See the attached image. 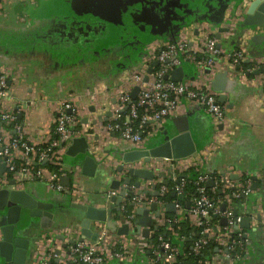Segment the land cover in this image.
Wrapping results in <instances>:
<instances>
[{
	"label": "crops",
	"instance_id": "obj_1",
	"mask_svg": "<svg viewBox=\"0 0 264 264\" xmlns=\"http://www.w3.org/2000/svg\"><path fill=\"white\" fill-rule=\"evenodd\" d=\"M249 1L58 0L57 5L52 6L51 0H0V73L7 78L13 99L8 105L16 116V122L11 125L0 120V149L17 136L16 125L21 128L19 133L29 147H37L54 137L52 130L62 102L71 105L67 113L77 119L71 141L57 150L60 162L36 163L33 174L26 179L17 174L9 176V173L0 179V184L22 200L30 196L52 204V208L42 209L41 217L31 216L29 209H23L16 223L17 236L30 239L33 249L25 264H37L48 255L54 263H71L67 251L72 246V236L65 230L77 228L79 231L78 223L83 215L70 206L72 202L105 207L108 220L93 221L92 231L98 234L99 227L104 228L117 245L135 251L137 241L130 228L127 235L118 234V227L125 222L117 213V204L111 198L107 200V194L114 191L118 197L124 192L119 208L130 203L132 199L126 194L131 192L139 191L142 196L158 197L163 201L166 194H153L156 190L159 192L160 183L177 181L187 169L195 170L196 164L203 172L211 174L213 186L219 185L223 193L219 202V223L212 228L217 240L226 227L220 224L226 217L225 212L230 210L232 213L237 209L238 219H251L249 229L239 226L232 232L246 235L243 253L233 256L226 248H217L211 263L264 264V227H259L256 217L261 214L264 218V69L247 71L253 67L254 59L264 56V25L246 23ZM184 21L210 25L211 34L215 38L220 35L217 38L220 47L227 51L235 48L239 38L246 33L248 58L244 61L247 65L243 67L244 76L224 66L221 59L217 67L208 70L217 99L225 106L231 133L225 139L221 135L223 145L210 150L213 140L211 118L202 108L185 104L183 112L175 115L188 116L189 128L184 139L174 144L167 139L170 134H179L173 122L175 116H172L144 136L142 145L134 148L121 138L120 129L108 128L117 104L116 89L121 84V77L130 81V77L141 69L143 61L153 51L152 45L168 41L172 37L171 30ZM225 28L228 31L220 32ZM200 37L199 31L194 29L188 45L198 47ZM183 68L185 77L198 82L190 63H184ZM121 86L129 93L134 87L130 84ZM90 95L96 100L91 101ZM219 97L223 99L220 101ZM108 112L111 113L109 116ZM74 139L77 143L73 151L67 153ZM86 154L97 163L93 176L82 173ZM12 155L17 163L35 159L34 152L26 155L22 147L12 149ZM50 165L56 168L51 169ZM136 167L151 169L156 173L155 179L131 178L126 184L128 169ZM233 175L237 178L231 179ZM246 176L252 180V192L233 204L234 198L226 196ZM63 178L67 180L63 181ZM11 179L13 184L9 183ZM114 180L119 181L117 189L110 188ZM136 181L140 183L138 187ZM55 182L67 192L54 189ZM77 186L83 193L79 199L71 193ZM173 200L163 201L158 207L160 218H153L154 225L171 230L165 221L176 211H167L163 205ZM221 204H225L224 210H221ZM184 213L192 227H199L186 209H183ZM2 217L1 210L0 222ZM231 220L234 223L233 214ZM2 228L0 224V264L1 254L8 248L3 241ZM146 240L149 242L148 238ZM104 264L151 263L137 256L135 260L110 259Z\"/></svg>",
	"mask_w": 264,
	"mask_h": 264
},
{
	"label": "built area",
	"instance_id": "obj_2",
	"mask_svg": "<svg viewBox=\"0 0 264 264\" xmlns=\"http://www.w3.org/2000/svg\"><path fill=\"white\" fill-rule=\"evenodd\" d=\"M194 29L200 33L201 44L198 47L189 46L188 43L192 36ZM172 33V37L168 41L162 42L158 45H152V53L143 61L141 69L130 77H121V84L115 92L116 107L113 110V118L108 128L110 130H121V138L132 147H139L142 145L144 136L149 135L151 131H155L164 121L172 116L183 112L186 105H193L202 108L206 111L212 121L213 126V140L210 144V150H216L218 146L223 145L222 136L227 138L230 132L229 119L226 115L225 106L222 105L218 99L217 94L211 86V74L208 70L217 67L219 60L223 62L224 66L236 71L241 76L245 75L242 63L248 58L247 55V37L246 33L240 38L238 45L231 49L225 50L218 47V39L211 34V26L201 21L183 22L177 30ZM192 39V38H191ZM160 46V47H159ZM158 61V65L153 67V72L149 75L147 82L143 81L144 75L147 73L148 65L151 61ZM147 61V62H146ZM253 67L247 71L252 72L256 69H264V56L256 58L253 61ZM184 63H190L194 67V76L198 81H191L187 77H183L181 81H172L164 79V76L177 66H183ZM130 84L139 86V92L135 100H131L130 93L121 85ZM131 92V91H130ZM91 101H95L94 95L89 96ZM13 101L7 83V78L0 73V119L3 124L11 125L16 122V116L11 109L10 103ZM130 104L128 105V103ZM128 107L126 108V106ZM71 105L68 102H62L58 108V117L56 125L52 132L56 137L50 138L47 142L38 145L37 147H29L22 139L19 133L21 128L15 126L17 136L12 138L5 147H1L0 156H6L7 173L17 174L22 179H26L33 174L34 164L43 161H54L56 164L60 162L57 158V150L63 144H68L72 139V128L77 122L73 115L67 113ZM126 110V113H123ZM221 125V128L219 127ZM144 134V135H143ZM22 147L26 151L35 153V159L26 160L22 163H17L12 155V149ZM202 158L198 163H201ZM197 163V162H196ZM195 165V172H197L195 183L196 195L190 199V206L187 210L189 216L196 219V224L206 225L202 231L201 236L193 245V252L198 253L203 246L207 245L210 239L215 238L220 242L222 247L227 249V252L234 250L238 242L230 240L229 234L233 232L234 223L231 220V211L225 212L228 219L227 226L222 232V236L217 238L213 235L211 226L208 225L211 219V214L219 213L220 199L215 200L209 196L204 183L212 176L209 172H203ZM190 167V166H189ZM188 168V167H187ZM188 170V169H187ZM6 173V174H7ZM35 173L39 175V170ZM57 177V176H56ZM58 179V177H57ZM56 179V180H57ZM55 180V181H56ZM160 183V181H159ZM159 194L165 195L169 188L160 183ZM219 186V185H218ZM218 186H213V190ZM252 186V180L246 176L240 184L235 186V189L226 197L238 198L242 196L246 198L249 196ZM54 189L59 192H67L66 188L55 182L52 185ZM184 180L173 186L172 191L177 196L173 200L175 206V217L167 218L166 223L180 222L183 214V205L181 199L183 197ZM75 198H81L82 189L77 186L75 192H71ZM138 193V192H137ZM131 192L129 199L133 202L135 207L141 203L149 206L156 203L158 207L162 205V200L158 197H147ZM116 192L111 191L107 194V200H110ZM124 205L120 206V210L124 211ZM125 224L130 228L133 238L137 241V248L129 249L122 245H117V241L111 238L104 228L99 227L96 240L83 239L79 241V231L77 228L66 229L65 232L71 234L75 242L70 247V261L72 264H104L110 259L118 260H135L137 256L148 259L151 264H176L177 257L183 255V250L179 242L172 244L162 237H158L160 244L158 247L149 243L140 232L135 231L136 213L135 209L128 215H122ZM152 219H158L152 214ZM177 235V234H176ZM243 233L238 232L237 236H243ZM119 246V247H118ZM148 249L152 250V257L146 255ZM136 253V254H135ZM235 256H239L236 254ZM37 264H64L60 261L54 263L50 255L44 256ZM202 264H212L211 259L202 261Z\"/></svg>",
	"mask_w": 264,
	"mask_h": 264
},
{
	"label": "water",
	"instance_id": "obj_3",
	"mask_svg": "<svg viewBox=\"0 0 264 264\" xmlns=\"http://www.w3.org/2000/svg\"><path fill=\"white\" fill-rule=\"evenodd\" d=\"M246 14L248 16V19L246 20V23L248 24H258V25H264V0H250L247 4ZM228 31V28L220 29V32L222 31ZM242 37V36H241ZM240 37V38H241ZM220 38V35L217 37ZM239 38V39H240ZM218 47L221 46L220 42H218ZM158 65V61H153L152 65L148 67L147 73L143 78L144 82H147L149 79V75L153 72V67ZM264 72V71H263ZM184 77V68L183 66H177L173 70H171L169 73H167L164 76V79H170L172 81H181ZM139 92V86H134L133 89L130 92L131 100H135L137 97V94ZM220 101L223 99V97H219ZM130 102L128 103V105ZM126 106V108L128 107ZM111 113L108 112L107 115L109 116ZM173 122L175 124L176 130L179 133L178 135L171 136L168 135L167 139H169L170 143L174 144L186 137V131L189 128L188 124V116L187 115H178L173 118ZM221 128V125L219 126ZM77 139H74L71 146L68 148L67 153H71L74 149V145ZM1 150V149H0ZM86 153V152H85ZM6 159L7 157H1L0 156V179L3 175L7 173V165H6ZM97 168V163L95 160L90 156V154H86L83 160L82 165V173L87 176H93L94 172ZM128 177L125 178L124 182L127 184L130 182L131 178L141 179V180H147L151 181L154 180L156 177V173L152 171L151 169L147 168H130L128 169ZM237 178L236 175H233L231 179ZM66 178H63V181H66ZM9 183L13 184V180L11 179ZM162 184L167 185L168 181L163 180ZM135 185L138 187L140 185L139 181L135 182ZM206 186L211 187L213 186V180L210 179L206 182ZM119 187V181H112L110 188L111 189H117ZM155 185H153V188ZM124 193V192H123ZM123 193L119 195L118 197L116 195L111 197V201L115 202L117 204V209H119V205L121 202V199L123 197ZM141 192L138 191L137 194H140ZM154 195H158L159 192L156 190L153 193ZM126 196L130 197L131 193H127ZM171 196L175 197V193L172 192ZM131 204L134 206L135 204L131 202ZM72 208H75L76 210H79L83 215L81 220L78 223L79 227V241H82L83 239H92L96 240L97 233L93 232L91 229V223L93 221H107L109 216L107 213V210L105 207H96L90 203H79V202H72L70 204ZM166 207L167 211L174 212L175 206L173 203H167L166 205H163ZM190 202H186L185 207L186 210L189 209ZM52 208V204H47L42 201H37L36 199L32 197H28L26 200H22L17 195L13 194L10 189L2 184H0V211H3V217L0 222L1 225H3V241L4 244L8 246L7 249H5L4 252L1 254L2 258V264H25L27 257L29 255V252L32 249L30 247L31 240L25 237H19L17 236V229H16V223L21 218L23 209L28 210L29 214L31 216H38L41 217L43 215L42 209H48ZM225 209V204H221V210ZM136 213V221H135V229L141 233V235L144 238L151 239L154 236V232L151 233V229L153 228L154 231L157 229V225H154V221L151 217L152 213L155 215V217H159L160 213L158 211V206L156 203H152L149 206H146L145 203H141L140 205L136 206L135 209ZM237 209H235L233 214V220H234V226L233 228L237 230V228L243 227L249 229L250 227V217H244V218H237ZM24 214V213H23ZM257 220L259 221V227H264V218L262 219L261 214H257ZM228 219L226 217H223L221 219L220 224L222 226H227ZM216 230V229H215ZM252 230H256V228H253ZM129 233V226L127 224H122L118 227V234L119 235H127ZM243 237L245 238L246 235L244 234ZM75 240L71 239L70 243H74ZM216 250H218L216 248ZM68 254H70V250L67 251ZM71 264V263H69Z\"/></svg>",
	"mask_w": 264,
	"mask_h": 264
},
{
	"label": "trees",
	"instance_id": "obj_4",
	"mask_svg": "<svg viewBox=\"0 0 264 264\" xmlns=\"http://www.w3.org/2000/svg\"><path fill=\"white\" fill-rule=\"evenodd\" d=\"M242 66L247 65L243 62ZM123 113H126V110H124ZM1 120V119H0ZM56 125V122H55ZM54 125V127H55ZM56 137V135H54ZM41 165V164H40ZM51 169H55L56 167H53L50 165ZM11 174L9 173V176ZM196 175L197 172L194 171V169H188L185 171L182 175H180L175 182H170L167 184V187L169 188L168 193L162 198L163 201H170L172 199H175V197L171 196L172 188L174 185L179 183L181 180H184V189H183V197L181 199V203L183 205V208L186 209L185 204L186 202L190 201L191 197L193 195H196ZM204 186L207 190V193L209 194L210 197H212L215 200L222 199L223 198V193L220 192V187L218 186L216 189H212V187L206 186V182L204 183ZM242 196H239L238 198L233 199V204L239 203L240 200H242ZM220 205V204H219ZM134 210V207L131 203H126L124 205V211L122 212L121 210L118 209L117 213L123 215H128ZM116 211V210H115ZM170 217H175V214L172 213L170 214ZM220 217L218 214H211V219L208 222V225L213 228L214 226L218 225ZM169 226L171 227V230L166 229V227H157L156 231L153 230L154 236L149 239V243L153 244L154 246L158 247L160 244V241L158 240V237H162L163 240H166L172 244H175L177 242L180 243L181 248L183 250V255H179L177 257L178 263L176 264H202V261L204 260H209L211 257L215 254L216 248H222L221 245H219L214 238L210 239L207 245L203 246L200 252L195 253L193 252V245L194 243L198 240V238L201 236V231L206 225H200L199 227H192L190 225L188 216L184 213L181 216L180 222L177 223H170ZM224 230V227L222 228ZM176 233L177 235L173 234ZM238 232L230 233L229 237L230 240H235L236 242L239 241L235 245V249L229 251L230 255L235 256L236 254H242L243 253V246H244V237L243 236H237ZM225 248V247H224ZM147 255L152 257V250L148 249L146 251Z\"/></svg>",
	"mask_w": 264,
	"mask_h": 264
},
{
	"label": "snow or ice",
	"instance_id": "obj_5",
	"mask_svg": "<svg viewBox=\"0 0 264 264\" xmlns=\"http://www.w3.org/2000/svg\"><path fill=\"white\" fill-rule=\"evenodd\" d=\"M57 3H58V0H51V4H52V6H56Z\"/></svg>",
	"mask_w": 264,
	"mask_h": 264
},
{
	"label": "flooded vegetation",
	"instance_id": "obj_6",
	"mask_svg": "<svg viewBox=\"0 0 264 264\" xmlns=\"http://www.w3.org/2000/svg\"><path fill=\"white\" fill-rule=\"evenodd\" d=\"M184 22H186V21H184ZM182 23H183V22H182ZM182 23H180V25H181ZM180 25H179V26H180ZM179 26H178V27H179ZM178 27H177V28H175L174 30H171V32H174L175 30H177V29H178Z\"/></svg>",
	"mask_w": 264,
	"mask_h": 264
}]
</instances>
